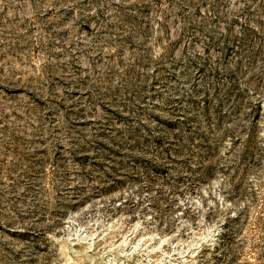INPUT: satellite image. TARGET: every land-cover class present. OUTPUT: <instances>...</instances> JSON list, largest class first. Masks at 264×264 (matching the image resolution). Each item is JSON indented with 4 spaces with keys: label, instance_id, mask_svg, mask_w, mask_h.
<instances>
[{
    "label": "rangeland",
    "instance_id": "rangeland-1",
    "mask_svg": "<svg viewBox=\"0 0 264 264\" xmlns=\"http://www.w3.org/2000/svg\"><path fill=\"white\" fill-rule=\"evenodd\" d=\"M0 264H264V0H0Z\"/></svg>",
    "mask_w": 264,
    "mask_h": 264
}]
</instances>
